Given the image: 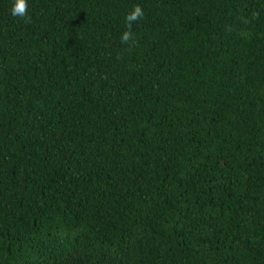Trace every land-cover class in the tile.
I'll return each instance as SVG.
<instances>
[{
	"label": "trees",
	"instance_id": "obj_1",
	"mask_svg": "<svg viewBox=\"0 0 264 264\" xmlns=\"http://www.w3.org/2000/svg\"><path fill=\"white\" fill-rule=\"evenodd\" d=\"M26 3L0 0V264H264V0Z\"/></svg>",
	"mask_w": 264,
	"mask_h": 264
},
{
	"label": "clouds",
	"instance_id": "obj_2",
	"mask_svg": "<svg viewBox=\"0 0 264 264\" xmlns=\"http://www.w3.org/2000/svg\"><path fill=\"white\" fill-rule=\"evenodd\" d=\"M12 15L26 17L27 15V3L26 0H14L12 7ZM143 18V10L137 5L133 10L125 17L126 26L129 28V31H126L122 36V43L128 42L132 38L131 34V25L138 20Z\"/></svg>",
	"mask_w": 264,
	"mask_h": 264
}]
</instances>
